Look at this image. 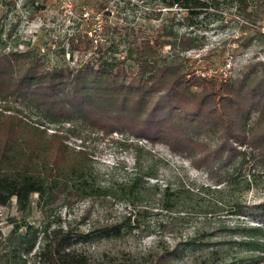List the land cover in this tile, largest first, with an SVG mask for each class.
I'll use <instances>...</instances> for the list:
<instances>
[{
    "label": "rangeland",
    "instance_id": "obj_1",
    "mask_svg": "<svg viewBox=\"0 0 264 264\" xmlns=\"http://www.w3.org/2000/svg\"><path fill=\"white\" fill-rule=\"evenodd\" d=\"M247 4V11L224 3L192 16L176 7L168 10L158 0H51L34 12L29 0H0V52L29 50L45 67L78 66L91 54L68 47V38L79 29L88 28L109 52L118 49L111 55L124 57L131 32L139 29L152 37L172 27L178 34L191 30L201 43L200 48L181 53L192 62L195 75L243 77L251 64L257 62V68H262L264 63V0H247ZM101 24L106 26L102 38L97 33ZM161 52L159 61L163 55L167 59L177 56L169 45ZM18 107L24 113L13 111ZM0 112V121L8 114L24 120L19 129L21 142L35 134L34 126L45 142L58 128V123L45 120L11 95L0 96ZM81 128L83 137L64 135L63 139L74 150L85 152L87 165L75 183L83 182L87 190L104 189L129 181L138 171L142 175L139 184L147 188L138 192L137 207L146 212L131 217L128 231L107 236L104 227L121 222L126 215L123 200L108 196L75 199L69 205H57L47 218L37 206L38 193L31 194L32 205L26 211L18 209L12 197L7 205L0 204V264H38L37 253L44 242L41 228L47 222L70 229L68 242L85 252L93 264H158L156 256L166 250L168 256L161 264H264V253L252 256L241 242L247 226L261 223L256 215L264 204V161L260 158L249 154L242 166L236 159L222 167L216 163L211 168L197 167L165 142H152L128 130L107 134L88 124ZM194 136L209 140L208 135ZM236 166L237 175L225 180L224 172ZM189 237L193 245L187 244ZM211 250L218 251L213 260Z\"/></svg>",
    "mask_w": 264,
    "mask_h": 264
},
{
    "label": "trees",
    "instance_id": "obj_2",
    "mask_svg": "<svg viewBox=\"0 0 264 264\" xmlns=\"http://www.w3.org/2000/svg\"><path fill=\"white\" fill-rule=\"evenodd\" d=\"M50 1L29 0L30 11H40ZM158 1L168 10L176 7L192 16L224 3L242 11L248 9L247 0ZM100 27L97 33L102 38L106 26ZM88 31L79 29L68 38L70 51H91L78 66L45 67L29 50L0 52L2 99L14 96L22 106L34 108L45 120L58 123L47 142L40 139L36 126L32 128L35 134L21 142L19 129L24 120L17 114L1 119V205L15 197L17 208L26 211L32 205L31 194L38 193L37 206L48 218L59 204L108 196L123 200L128 210L121 222L104 227V235L118 236L131 229V217L139 211L146 212V208L137 207L138 192L147 188L139 184L141 173L135 171L129 181L104 189L87 190L83 182L75 183L83 177L87 165L85 152L74 150L63 139L64 135L83 137L81 127L86 124L107 134L111 130H128L152 142H165L197 167L211 168L215 163L222 167L236 159L242 166L249 154L264 161L263 62L262 68H257V62L251 64L243 77H203L195 75L192 62L181 55L190 48L201 47L191 30L178 34L169 27L167 32L149 37L137 29L131 32V38L127 37L124 57L111 55L118 49L109 52ZM164 45L176 50L177 56L167 59L163 55L159 61ZM126 57H132V63H127ZM13 111L24 113L19 107ZM194 134L208 135L209 140ZM238 170L237 166L228 169L224 179H233ZM146 175L152 176L148 172ZM260 207L256 215L261 223L247 226L241 238L250 255L257 257L264 253V241L259 240L264 237V204ZM41 232L44 242L37 253L38 264H93L85 252L68 242L70 229L52 227L47 222ZM187 244H194L192 237ZM31 247L32 244L25 251ZM217 253L209 251L212 260ZM167 256V250L162 251L156 262L161 264Z\"/></svg>",
    "mask_w": 264,
    "mask_h": 264
},
{
    "label": "built area",
    "instance_id": "obj_3",
    "mask_svg": "<svg viewBox=\"0 0 264 264\" xmlns=\"http://www.w3.org/2000/svg\"><path fill=\"white\" fill-rule=\"evenodd\" d=\"M225 74V73H224Z\"/></svg>",
    "mask_w": 264,
    "mask_h": 264
}]
</instances>
